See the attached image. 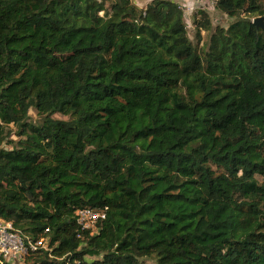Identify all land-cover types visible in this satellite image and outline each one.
<instances>
[{"label": "trees", "instance_id": "obj_1", "mask_svg": "<svg viewBox=\"0 0 264 264\" xmlns=\"http://www.w3.org/2000/svg\"><path fill=\"white\" fill-rule=\"evenodd\" d=\"M214 5L233 22L197 8L194 41L177 0H0L18 262L264 264V0ZM86 209L105 218L83 230Z\"/></svg>", "mask_w": 264, "mask_h": 264}, {"label": "built area", "instance_id": "obj_2", "mask_svg": "<svg viewBox=\"0 0 264 264\" xmlns=\"http://www.w3.org/2000/svg\"><path fill=\"white\" fill-rule=\"evenodd\" d=\"M105 218L104 213L95 212L93 210H81L78 212V220L82 229H93L97 222ZM43 244L42 241L38 243H29V248L37 249ZM28 247H26L22 237L12 230L11 224L0 222V263L5 264L13 262L15 259H21L26 255Z\"/></svg>", "mask_w": 264, "mask_h": 264}, {"label": "rangeland", "instance_id": "obj_3", "mask_svg": "<svg viewBox=\"0 0 264 264\" xmlns=\"http://www.w3.org/2000/svg\"><path fill=\"white\" fill-rule=\"evenodd\" d=\"M178 2L180 4H182L183 7L186 9V22L188 25L189 36L194 41H195V31H194V27L192 25V16L190 13L197 8H204L209 12L214 26L219 25V26L227 28L233 22V20L230 19L227 15H225V14H223V13H221L215 9V5H214L215 0H196L195 2L190 3V5H189L190 8L187 5L186 6L184 5V3H186L185 1L184 2L178 1ZM192 9H194V10H192ZM255 18L256 17H254L253 19H255ZM208 39H209L208 34L203 32L202 45L206 44L208 42ZM30 115H31V119L33 121L37 120V115H36V112L34 110L30 111ZM55 117L59 118V119H65V117H63L61 115H56ZM18 260L19 259H15L10 264H22L21 262H18Z\"/></svg>", "mask_w": 264, "mask_h": 264}, {"label": "crops", "instance_id": "obj_4", "mask_svg": "<svg viewBox=\"0 0 264 264\" xmlns=\"http://www.w3.org/2000/svg\"><path fill=\"white\" fill-rule=\"evenodd\" d=\"M151 0H136V2L139 4V5H141V6H143V5H146V4H148L149 2H150ZM177 1H180V2H186V3H184V5L186 6H188L189 8H190V3L191 2H195L196 0H177ZM182 5V4H181ZM183 6V5H182ZM192 10H194V9H192Z\"/></svg>", "mask_w": 264, "mask_h": 264}, {"label": "water", "instance_id": "obj_5", "mask_svg": "<svg viewBox=\"0 0 264 264\" xmlns=\"http://www.w3.org/2000/svg\"><path fill=\"white\" fill-rule=\"evenodd\" d=\"M252 22L255 26L264 30V17H256Z\"/></svg>", "mask_w": 264, "mask_h": 264}]
</instances>
